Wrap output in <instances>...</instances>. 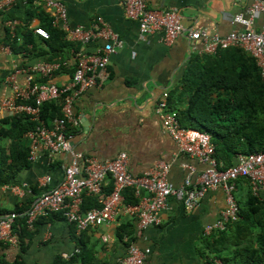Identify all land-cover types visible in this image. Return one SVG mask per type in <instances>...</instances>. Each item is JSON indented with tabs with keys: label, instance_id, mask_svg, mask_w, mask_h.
I'll return each instance as SVG.
<instances>
[{
	"label": "crops",
	"instance_id": "1",
	"mask_svg": "<svg viewBox=\"0 0 264 264\" xmlns=\"http://www.w3.org/2000/svg\"><path fill=\"white\" fill-rule=\"evenodd\" d=\"M68 8L72 26L94 27L101 18L124 40V46L117 48L111 55L108 65L109 78L102 87H92L83 91L74 103V111L79 116V125L73 131V146L87 155L100 160L116 157L126 152L129 157V171L136 176L143 175L160 161L171 164L169 180L179 186L184 182L188 169L184 165L195 167L193 180L205 165L197 158L180 150L176 141L166 132L157 113V103L164 91L175 88L184 76L191 60L203 54L191 50L185 35L178 37L171 45L163 38L162 31L142 36L137 20L126 15L121 0H63ZM149 7L169 10L177 7L182 14V22L187 27L204 28L210 34L226 35L234 29H245L234 22V17L243 12L252 0H146ZM38 3V2H36ZM40 4V3H39ZM27 7L16 3L7 11L0 13V98L12 94L10 75L14 64L31 65L46 61L36 53H10L2 49L7 29L11 31L9 14L14 20L25 24ZM50 14L53 11L48 8ZM13 20V19H12ZM264 14L256 18L254 27L260 29ZM39 26L35 17L29 24ZM99 39L87 45L80 43L82 51L92 52L97 45H103ZM70 63L68 60L65 65ZM76 64V59L74 58ZM25 74L18 73L17 81L24 85ZM71 76L58 74L54 81L59 85L70 83ZM10 114L0 111V117ZM69 162L66 153H40L30 168L23 169L15 184H26L24 195L10 188L0 186V206L13 209L20 200L32 195L31 186L37 184L45 175L52 176L51 185L61 181L65 167ZM109 186H106V191ZM244 188L245 185H242ZM240 188L239 192H245ZM43 189H41L42 193ZM142 195H147L141 190ZM88 195V194H85ZM40 196V195H39ZM38 196L34 199L36 200ZM226 207V198L221 187L209 190L194 209H188L177 197L169 199V206L162 214L160 225H152L138 232L137 219L120 213L115 222L91 227L85 231V238L96 249L95 264H120L127 255L128 246L134 241L141 248H150L145 264H206V254L202 244L205 226L216 221ZM8 215V214H7ZM132 222L135 239L128 235L118 237L122 223ZM33 241L22 252L27 264L51 263L58 255L71 253L78 248L75 224L61 215L42 219ZM106 236L110 237L105 241ZM7 259L12 260L20 253V247L9 246L3 251ZM77 253V252H76ZM243 256L237 257V259ZM69 259V258H68Z\"/></svg>",
	"mask_w": 264,
	"mask_h": 264
},
{
	"label": "built area",
	"instance_id": "2",
	"mask_svg": "<svg viewBox=\"0 0 264 264\" xmlns=\"http://www.w3.org/2000/svg\"><path fill=\"white\" fill-rule=\"evenodd\" d=\"M50 8L53 13V25L67 33L72 42L87 45L99 39L103 45H97L92 52L79 50L76 68L70 83L57 84L51 77L64 63L60 61H42L31 65L14 64V71L10 75L12 94L0 98V111L29 116L37 122L34 129L25 133L30 146V159L36 160L40 153L47 152L51 157L54 153H66L69 162L65 167L64 177L52 186V176L45 175L39 180V187L43 189L40 196L32 203L28 210L30 227L41 216L51 213H61L70 223L75 224L77 231H82L116 221L120 213H125L137 219L138 232L152 225H160L161 214L168 208L171 197L179 198L188 209L197 207L209 190L221 187L226 198V207L220 217L205 226L204 234L211 235L216 231L227 229L229 222L239 219V204L236 197L237 181L241 177L249 179L252 192L264 202V152L239 153L236 162L223 167L215 156V144L211 134L197 128L187 127L181 123L179 112L169 106V91H164L157 103L159 114L166 132L176 141L180 150L191 157L197 158L205 165L198 177L193 180L195 167L184 165L188 173L184 182L175 186L168 178L171 164L160 161L143 175L136 176L129 171V157L126 152H120L111 159L100 160L77 150L73 146V132L69 126L79 125V116L74 111V103L81 93L92 87H102L109 78L108 65L111 55L117 48L124 46V40L104 19H99L94 27L84 28L72 26L69 20L68 8L63 0H35ZM26 5L29 0H0V13L7 11L16 3ZM126 15L139 22L142 36L156 31L163 32L164 41L171 45L178 37L185 35L191 50L197 54H216L220 49L239 47L252 55L264 77V22L260 29L254 27L256 18L264 14V0H252L251 4L235 15L234 22L245 29H234L226 35L210 34L207 29L187 27L182 22V14L177 7L169 10L149 7L146 0H121ZM12 29L18 24L11 20ZM13 31V30H12ZM36 34L49 38L50 34L42 26H35ZM12 53L8 45L2 47ZM25 74L24 85L17 81V74ZM64 96L62 116L47 125L41 117L43 102ZM113 180V188L106 191L109 179ZM14 192L24 195L26 184H6ZM134 188L140 202L128 204L125 202L124 191ZM147 195H142L141 190ZM95 196L99 206L87 210L82 209L84 195ZM15 214L0 217V241L11 246H19L18 233L14 230ZM105 241L110 237L106 236ZM77 249L71 253H63V257H72ZM150 248H141L131 241L127 255L120 264H145L150 254ZM212 264H225L223 259L214 257ZM264 264V259L259 263Z\"/></svg>",
	"mask_w": 264,
	"mask_h": 264
},
{
	"label": "trees",
	"instance_id": "3",
	"mask_svg": "<svg viewBox=\"0 0 264 264\" xmlns=\"http://www.w3.org/2000/svg\"><path fill=\"white\" fill-rule=\"evenodd\" d=\"M25 6V24H16L13 31L7 29L5 45L16 54L36 53L48 62H70L43 81L54 80L62 73L72 77L80 43L72 42L64 30L53 25V15L44 4L29 0ZM9 17L14 20L15 15L9 14ZM35 17L40 20V26L48 30L49 38L36 34L34 27L29 25ZM169 93V106L179 112L184 126L211 134L215 156L223 167L233 165L239 153L264 152V77L256 59L244 49L230 47L220 49L216 54L195 56L180 83ZM63 104L64 96L43 102L41 117L47 125L62 116ZM37 124L23 114L10 113L0 117V186L15 184L18 174L33 165L25 133ZM74 127L69 126V130L75 131ZM113 186L110 178L107 192ZM242 187L245 192L240 193ZM41 189L37 184L32 185V195L20 200L13 209L0 206V217L15 214L13 227L20 240V253L12 260L3 253L11 245L0 241V264H27L22 252L38 232L37 224L53 215L62 216L61 213L41 216L30 227L28 210L34 198L41 194ZM124 196L128 204L140 202L132 187L124 191ZM236 197L240 208L239 219L229 222L226 230L202 237L205 252L200 253L206 254V264H212L214 257L223 259L225 264L259 263L264 259V202L253 194L246 177L238 179ZM99 205L95 196L84 195L83 210ZM126 235L135 239L132 222L119 226L118 237L124 239ZM76 238L79 252L69 259L58 255L51 263L33 264H95L96 249L85 238V231ZM238 255L243 257L237 259Z\"/></svg>",
	"mask_w": 264,
	"mask_h": 264
},
{
	"label": "rangeland",
	"instance_id": "4",
	"mask_svg": "<svg viewBox=\"0 0 264 264\" xmlns=\"http://www.w3.org/2000/svg\"><path fill=\"white\" fill-rule=\"evenodd\" d=\"M5 142V141H4Z\"/></svg>",
	"mask_w": 264,
	"mask_h": 264
}]
</instances>
